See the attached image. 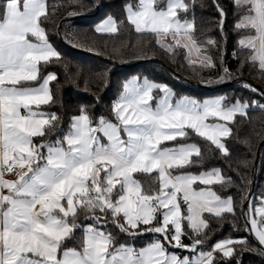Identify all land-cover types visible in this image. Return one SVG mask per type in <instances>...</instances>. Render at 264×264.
Returning <instances> with one entry per match:
<instances>
[{"label": "snow or ice", "instance_id": "obj_1", "mask_svg": "<svg viewBox=\"0 0 264 264\" xmlns=\"http://www.w3.org/2000/svg\"><path fill=\"white\" fill-rule=\"evenodd\" d=\"M192 3L138 0L126 5V21L109 16L95 31L116 35L126 22L138 36L155 37L170 55L186 50L190 66L212 68L205 45L216 41L197 40L195 19L187 18ZM233 5L239 13L234 27L244 33L238 40L244 63L264 74V0ZM49 16L47 0H0V264H216L217 254L233 257L245 240L227 239L199 251L209 229L205 214L235 215L233 199L221 198L212 187L231 181L220 169L187 172L202 150L176 142L191 130L229 156L224 140L232 136L231 125L247 118L255 102L177 98L167 85L133 78L113 103L114 120L94 121L81 108L66 133L36 143L54 134L60 122L42 110L54 102L51 84L57 76L50 73L32 86L41 81V65L62 60L43 27ZM223 71L221 81L230 76ZM244 199L250 230L264 246V197L258 207ZM109 223L133 239L157 238L140 247L118 243ZM186 236L190 244L183 242ZM169 247L191 255L170 253Z\"/></svg>", "mask_w": 264, "mask_h": 264}, {"label": "trees", "instance_id": "obj_2", "mask_svg": "<svg viewBox=\"0 0 264 264\" xmlns=\"http://www.w3.org/2000/svg\"><path fill=\"white\" fill-rule=\"evenodd\" d=\"M47 0L50 12L49 18L43 27L47 31L48 39L53 47L61 54L59 62L41 65L40 77L50 73L57 76L51 88L54 102L42 106L47 113H55L60 122L54 134L35 138L36 143L53 141L69 130L72 117L80 114L81 108L86 109L95 121L100 117L114 120L112 106L120 93L124 81L131 75L138 78L167 85L173 90L176 97L219 95L226 98L227 104L239 99L255 102L248 109V117H237L232 127V136L224 140L230 155L223 156L210 142L198 137L189 131L187 139L176 143H195L202 150V158L197 164L186 169L187 172L197 173L211 168L221 170L225 178L230 179L227 186L214 185V190L220 196H229L235 203V215H227L218 219L205 214L209 222L207 239L200 246L201 251H210L213 244L222 239L245 240L247 243L236 245L235 255L231 258H219L216 264H264V258L255 244L247 236L245 224L241 218L240 206L249 189L250 171L253 155L259 139L264 135V110L258 105H264V96L249 82L257 85L264 92V74L256 67L244 63L245 52L238 46V40L243 32L235 29L239 13L234 8L233 0H194L187 18L195 19L196 38L203 42L208 38L216 41V46L205 45L207 55L211 57L215 67L199 69L190 66L187 52L177 49L174 55L163 51L157 44L156 38L145 35L138 36L125 22L120 26L119 34H101L94 31L93 26L106 16H111L118 23L126 21L124 6L127 3L137 4L138 0ZM217 5L223 10L221 17ZM84 17L69 19L60 24L59 37L56 34L57 21L69 13ZM86 17L85 15H90ZM183 15V14H182ZM92 54L107 58L120 65H114ZM154 59L156 61L133 62ZM168 66L174 72L209 87L200 89L192 86L163 67ZM129 65V66H128ZM224 68L230 76L223 81ZM239 78L232 84L223 83ZM40 82V81H38ZM38 82H33L36 84ZM250 85L255 92L244 87ZM155 95L158 92L154 93ZM144 180V177H140ZM264 141L261 143L255 163L254 182L249 197L253 204L264 194ZM247 204L244 209L246 218ZM83 220V218H81ZM247 220V218H246ZM117 233L118 243H129L136 247L147 245L157 237L153 234H144L130 238L118 234V230L109 223L108 229ZM79 236V233H77ZM191 233L189 232V236ZM257 241V240H256ZM185 244L192 241L186 236ZM170 248V247H169Z\"/></svg>", "mask_w": 264, "mask_h": 264}, {"label": "water", "instance_id": "obj_3", "mask_svg": "<svg viewBox=\"0 0 264 264\" xmlns=\"http://www.w3.org/2000/svg\"><path fill=\"white\" fill-rule=\"evenodd\" d=\"M90 1L94 4L95 10H94L93 13H95L97 11L96 3H95L94 0H90ZM91 15L92 14L85 15V16L86 17H89ZM80 17H84V15H74V16H63V17H61L57 21V26H56V34H57V36L59 37L60 24L63 21H66V20H69V19H76V18H80ZM92 55H94V56H96V57H98V58H100V59H102L104 61H107V62H109L111 64L120 65L119 63H116V62H114L112 60H109L107 58H104V57H101V56H98V55H95V54H92ZM150 61H156V60H154V59H145V60H140V61L133 62V63H131L129 65H134V64H137L139 62H150ZM163 67L166 70H168L170 73H172L175 77L179 78L180 80H182V81H184V82H186V83H188V84H190L192 86H195L197 88L204 89V90L209 89V87H207V86H204V85H202L200 83H197V82H195V81H193L191 79H188V78H186V77H184V76H182V75L174 72L172 69H170L168 66H166L164 64H163ZM239 80H240L239 78H236V79L227 81V82L223 83L222 85L232 84V83H234L236 81H239ZM249 84L252 87L258 89L263 94V96H264V92L262 91V89L260 87H258L257 85H255V84H253L251 82H249ZM263 141H264V135L259 139L258 144H257L256 149H255V152H254V155H253V163H252L251 171H250L249 189H248V191L246 193V196H245V197H248V199L250 197L251 190H252V187H253V182H254L255 163H256V160H257V156H258V153H259V149H260L261 143ZM245 207H246V203H245V199H244L243 202H242V204H241V206H240V214H241V218H242V220H243V222L245 224L246 234L251 239V241L255 244V246L257 247L258 251L260 252V254L262 255V257L264 258V249L259 245V243L256 241V239L253 237V235L251 233V230H250V226H249V224H248V222H247V220L245 218V215H244V209H245Z\"/></svg>", "mask_w": 264, "mask_h": 264}, {"label": "crops", "instance_id": "obj_4", "mask_svg": "<svg viewBox=\"0 0 264 264\" xmlns=\"http://www.w3.org/2000/svg\"><path fill=\"white\" fill-rule=\"evenodd\" d=\"M128 4H131V3H127L126 5H128ZM126 5L124 6V13H125V16H126V11H125V8H126ZM109 16H106V17H104V18H102L100 21H98V22H96L95 24H94V26H93V29H94V31H95V29H96V27L97 26H99V25H101V24H103L106 20H107V18H108ZM96 32V31H95ZM101 34H109V33H101ZM48 75V74H47ZM47 75H45V76H47ZM44 76V77H45ZM129 77H137L136 75H131V76H129ZM138 78V77H137ZM130 79H132V78H130ZM141 78H139V80H140ZM129 80V78H127L124 82H126V81H128ZM141 81V80H140ZM150 81V80H149ZM40 82H42V80L40 81ZM39 83V82H38ZM38 83H36V84H32V86H38ZM121 91H122V89H121ZM121 91H120V93L118 94V96L116 97V99L114 100V102L118 99V97H119V95L121 94ZM159 95H162L161 93H159L158 92V94L156 95V96H159ZM216 96H219V95H211V96H205V97H202V98H196V97H194V96H190V95H188L187 97H190V98H194V99H197V100H200V101H203V100H205V99H211V97H216ZM180 97H184V96H180ZM180 97H177V98H180ZM231 104V103H230ZM79 115V114H78ZM75 116H77V115H75ZM73 118V117H72ZM71 121H72V119H71ZM208 122H210V121H208ZM221 123H223L222 121H221ZM71 124V123H70ZM188 131H191V130H188ZM192 132V131H191ZM194 133V132H193ZM195 134V133H194ZM188 144H191V143H189L188 142ZM170 146V145H169ZM212 169H218V168H211V169H208V170H205V171H210V170H212ZM205 171H200V172H205ZM200 172H197V173H191V174H199ZM14 177H9V179H13ZM263 186H264V183H263ZM195 187H198V188H200V187H204V186H202V185H196ZM220 196V195H219ZM221 198H228L229 196H220ZM261 197H264V194L262 195V196H259L258 198H257V202L254 204L255 206H259V204H260V198ZM258 221H259V216H256L255 217ZM249 224V226H250V229H251V224L250 223H248ZM251 233L253 234V235H255L254 234V232L253 231H251ZM224 240H227V239H222V240H218V241H216L214 244H213V246L216 244V243H218V242H222V241H224ZM190 244V243H189ZM168 250H169V252L170 253H176V254H178V255H181V256H185V255H191V253H189V252H187V251H185V250H183V249H175V248H168ZM199 251H201L200 249H199ZM211 251V250H210ZM203 252H208V251H203Z\"/></svg>", "mask_w": 264, "mask_h": 264}, {"label": "rangeland", "instance_id": "obj_5", "mask_svg": "<svg viewBox=\"0 0 264 264\" xmlns=\"http://www.w3.org/2000/svg\"><path fill=\"white\" fill-rule=\"evenodd\" d=\"M128 78H129V80H131L130 78L133 79V78H137V77H128ZM143 79H144V78H141V79H140L141 82L143 81ZM151 82H152V81H151ZM220 97H221V96L211 97V99H212V98H220ZM235 101H236V100H235ZM235 101H233L232 103H234ZM232 103H231V104H232ZM252 235H253V234H252ZM253 237L255 238V235H253ZM255 239H256V238H255ZM257 242H258V241H257ZM260 246H261V245H260ZM261 247L264 249V246H261Z\"/></svg>", "mask_w": 264, "mask_h": 264}, {"label": "built area", "instance_id": "obj_6", "mask_svg": "<svg viewBox=\"0 0 264 264\" xmlns=\"http://www.w3.org/2000/svg\"><path fill=\"white\" fill-rule=\"evenodd\" d=\"M9 177H11V176H8V177H6V178H9Z\"/></svg>", "mask_w": 264, "mask_h": 264}]
</instances>
